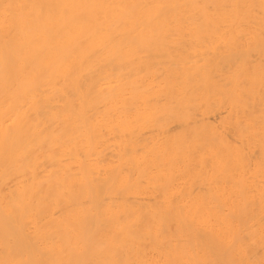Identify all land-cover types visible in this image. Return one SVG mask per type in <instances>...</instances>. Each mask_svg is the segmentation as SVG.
I'll use <instances>...</instances> for the list:
<instances>
[{
  "label": "bare ground",
  "instance_id": "1",
  "mask_svg": "<svg viewBox=\"0 0 264 264\" xmlns=\"http://www.w3.org/2000/svg\"><path fill=\"white\" fill-rule=\"evenodd\" d=\"M0 264H264V0H0Z\"/></svg>",
  "mask_w": 264,
  "mask_h": 264
}]
</instances>
